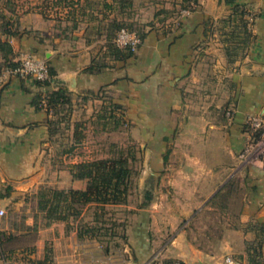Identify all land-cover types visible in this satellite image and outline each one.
Wrapping results in <instances>:
<instances>
[{"label": "crops", "instance_id": "1", "mask_svg": "<svg viewBox=\"0 0 264 264\" xmlns=\"http://www.w3.org/2000/svg\"><path fill=\"white\" fill-rule=\"evenodd\" d=\"M2 1L0 44L8 42L12 50L0 46V74L8 64L35 54L48 61L57 80L49 87L7 75L0 89V210L7 216L21 212L27 227L36 226L29 257L45 264H80L82 243L84 255L92 253L86 246L94 203L78 207L79 213L65 221L48 220L38 207L44 186L87 187L86 179L50 158L58 154L52 145L53 114L35 104L38 96L64 88L74 97L106 95L130 124L139 154H147V183L140 188L151 199L128 225L130 250H124L131 251L130 264L156 258L226 264L227 257L234 264H252L257 254L264 264V168L239 159L248 137L247 115L264 114V0H238L256 19L249 28L251 40L232 61L220 22L232 13L226 0L145 3L148 13L177 17L146 29L139 48L124 57L113 56L105 33L92 35L95 26L88 21L64 35L41 13L9 11V0ZM186 6L191 13L181 16ZM105 28L98 26L100 33ZM213 206L226 212L205 248L188 227ZM16 233L14 226L0 225V235Z\"/></svg>", "mask_w": 264, "mask_h": 264}, {"label": "rangeland", "instance_id": "2", "mask_svg": "<svg viewBox=\"0 0 264 264\" xmlns=\"http://www.w3.org/2000/svg\"><path fill=\"white\" fill-rule=\"evenodd\" d=\"M150 1L159 0H9L5 7L19 13H41L52 28L64 35L72 33L75 26L85 27L88 21L95 26L91 29L92 35L100 37L105 33L104 42L109 48L112 37L122 26L143 33L148 28L177 17L166 11L148 13L142 7ZM0 2L3 3L2 0ZM98 26H106V30L100 33ZM68 95L69 99L52 110V145L58 154H50V158L55 159L57 167H70L82 160L109 157L119 148H123L126 153L131 147L137 150V159L132 162L134 174L128 201L105 206L94 203L91 210L92 227L87 229L91 239L86 246L92 253L84 255V244H80V264H130L131 251H126L129 249L127 229L137 209L146 204L147 190L140 186L147 183V154H139L130 124L123 122L122 116L117 114L116 107L106 95ZM224 212L225 209L216 206L202 211L188 227L193 240L202 247L211 246L216 236V222L222 219ZM21 214H4L0 218V225L14 226L17 231L14 239L6 245L7 249L18 248L11 253V257L23 264H33L31 261L38 259L29 257V254L37 240V229L36 226L27 227ZM13 218L17 220L15 223ZM49 247L47 245V249Z\"/></svg>", "mask_w": 264, "mask_h": 264}, {"label": "trees", "instance_id": "3", "mask_svg": "<svg viewBox=\"0 0 264 264\" xmlns=\"http://www.w3.org/2000/svg\"><path fill=\"white\" fill-rule=\"evenodd\" d=\"M190 1V0H187ZM232 6V13L220 22L222 24V34L225 36L226 55L232 61L240 55L246 44L251 40V31L249 30V20L247 19L248 8L238 2V0H226ZM190 6H186L189 8ZM43 13V12H42ZM44 14V13H43ZM123 27V26H122ZM121 28V27H120ZM118 28L117 31L120 29ZM116 31V33H117ZM136 31V30H134ZM138 32V31H136ZM115 33V35H116ZM139 33V32H138ZM114 35V37H115ZM144 37L145 33H139ZM114 37H112L114 39ZM2 49L10 52L12 49L8 42L0 44ZM110 53L116 57L132 55L134 51L130 49H121L117 47L113 40L109 46ZM18 62L8 64V67H16ZM50 73L53 81L41 82L34 80L40 86H51L57 83L56 74L50 67ZM69 92L64 88H58L48 93L45 98L38 96L35 100L37 107H46L51 111L58 104L69 99ZM45 102V103H44ZM51 134L53 135L52 120H50ZM137 150L129 148L127 153L123 148L109 157L93 160H82L73 163L70 168L76 178L86 179L87 187L85 190H57L52 187L44 186L38 191V207L44 211L48 220L55 219L67 220L70 214H78L80 206L88 203H96L101 206L108 204H125L128 201L129 192L132 186L133 166L132 162L137 159ZM146 198L150 201V193L146 192ZM14 239V235H0V259L11 257L15 250L7 249L6 243ZM174 259L155 260L151 264H171ZM252 264H260L258 254L255 259L252 258ZM33 264H45L43 261H31ZM181 264H183L181 262Z\"/></svg>", "mask_w": 264, "mask_h": 264}, {"label": "built area", "instance_id": "4", "mask_svg": "<svg viewBox=\"0 0 264 264\" xmlns=\"http://www.w3.org/2000/svg\"><path fill=\"white\" fill-rule=\"evenodd\" d=\"M191 13L190 8L181 10V16H187ZM247 19L249 20V28L251 29L256 15L248 11ZM143 39L138 32L131 30L128 27H121L114 39V44L121 49H130L136 51L141 45ZM7 75L14 76L21 80L32 79L41 82H51L53 78L50 73V65L48 61L35 54H26L19 61L16 67H7L0 74V89L3 87ZM51 86H55L53 82ZM45 103V102H44ZM228 116H232V110L227 112ZM245 124L248 131V137L245 145L239 153V159L244 164H254L264 168V114H249L246 117ZM5 211L0 210V215H4ZM4 264H23L22 261L15 257H2ZM158 260L157 258L149 262ZM226 264H234L235 260L232 257L225 259ZM171 264H181L180 261H175Z\"/></svg>", "mask_w": 264, "mask_h": 264}]
</instances>
